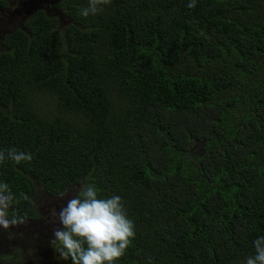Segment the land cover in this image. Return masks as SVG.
<instances>
[{
    "label": "trees",
    "instance_id": "1",
    "mask_svg": "<svg viewBox=\"0 0 264 264\" xmlns=\"http://www.w3.org/2000/svg\"><path fill=\"white\" fill-rule=\"evenodd\" d=\"M190 2L112 0L85 18L88 0H60L63 28L38 8L0 35V149L33 155L0 163V182L31 198L10 215L36 220L38 191L73 188L74 198L87 182L100 198L120 196L134 222L114 264L254 254L264 236V0Z\"/></svg>",
    "mask_w": 264,
    "mask_h": 264
},
{
    "label": "clouds",
    "instance_id": "2",
    "mask_svg": "<svg viewBox=\"0 0 264 264\" xmlns=\"http://www.w3.org/2000/svg\"><path fill=\"white\" fill-rule=\"evenodd\" d=\"M111 3L112 0H88L87 6L79 9V15L95 16ZM187 6L195 7V0ZM32 158V153L16 147L0 149V163L10 160L19 164ZM19 196L17 199L9 185L0 182V227L5 230L25 222L26 215L18 211L9 213V208L20 200H31L25 193ZM51 214L57 215L55 210ZM59 222L63 228L54 230L52 245L62 259L71 258L72 264H114L135 235L134 222L128 219L122 198L118 195L100 198L95 186L87 182H81L77 195L61 209ZM253 247L254 254L246 258L245 264H264V236L256 238Z\"/></svg>",
    "mask_w": 264,
    "mask_h": 264
},
{
    "label": "rangeland",
    "instance_id": "3",
    "mask_svg": "<svg viewBox=\"0 0 264 264\" xmlns=\"http://www.w3.org/2000/svg\"><path fill=\"white\" fill-rule=\"evenodd\" d=\"M57 1L60 0H8L7 8L0 9V35L19 24L17 16L23 19L38 8L57 18L58 26L63 28L68 22L54 8ZM201 145L198 141L190 144L191 157L196 158L201 153ZM73 191L70 188L63 195L53 198L40 190L35 197L39 215L36 220L10 226L6 230L0 227V264H16L17 259L22 264H67L52 245V241L55 239L54 230L63 227L59 222V212L73 198ZM52 210L57 214L55 217L51 214Z\"/></svg>",
    "mask_w": 264,
    "mask_h": 264
}]
</instances>
